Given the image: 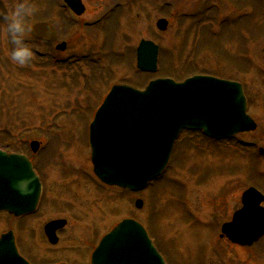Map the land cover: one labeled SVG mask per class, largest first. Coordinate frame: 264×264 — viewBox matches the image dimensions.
Instances as JSON below:
<instances>
[{"label": "rangeland", "instance_id": "rangeland-1", "mask_svg": "<svg viewBox=\"0 0 264 264\" xmlns=\"http://www.w3.org/2000/svg\"><path fill=\"white\" fill-rule=\"evenodd\" d=\"M88 1L83 18L67 24L55 0H0V144L19 148L24 138L38 137L34 162L52 194L25 224L31 237L25 247L38 263L71 258L86 264L92 238L98 242L127 217L150 230L169 264H264V235L250 248L220 238L244 190L253 185L264 192V0H125L107 22V1ZM162 18L169 21L166 32L156 26ZM13 19L24 29L19 45L8 31ZM41 20L58 27L69 46L65 53L32 38L31 27ZM105 33L111 62L100 60ZM143 39L162 50L156 73L136 67L134 50ZM18 48L31 54L25 63L12 59ZM195 74L242 83L258 130L221 142L182 133L163 177L139 193L95 182L88 123L107 81L144 88L157 77L179 82ZM137 199L144 201L140 210ZM62 217L68 221L62 243L50 249L38 231ZM9 226L1 214L0 235Z\"/></svg>", "mask_w": 264, "mask_h": 264}, {"label": "water", "instance_id": "water-1", "mask_svg": "<svg viewBox=\"0 0 264 264\" xmlns=\"http://www.w3.org/2000/svg\"><path fill=\"white\" fill-rule=\"evenodd\" d=\"M78 13L79 0H66ZM158 27L166 31L168 22ZM37 38L55 40L48 23L32 28ZM159 47L142 41L138 67L156 72ZM203 130L209 137L227 139L239 132L254 131L255 122L247 115V101L240 83L196 76L184 83L172 80L151 82L143 92L115 86L96 113L90 127L92 163L105 184L138 191L146 188L166 168L180 132ZM37 151L39 144L33 142ZM41 186L26 157L0 151V212L21 216L33 212ZM264 195L249 188L242 196L243 207L222 227L223 235L235 244L252 246L264 235ZM143 207V201L136 203ZM64 225L52 222L46 232ZM54 242V241H53ZM0 264H28L19 257L10 233L0 239ZM92 264H166L137 221L126 219L100 242Z\"/></svg>", "mask_w": 264, "mask_h": 264}, {"label": "flooded vegetation", "instance_id": "flooded-vegetation-1", "mask_svg": "<svg viewBox=\"0 0 264 264\" xmlns=\"http://www.w3.org/2000/svg\"><path fill=\"white\" fill-rule=\"evenodd\" d=\"M57 2V7L59 8L60 10V15L62 16V20L69 24L70 22H75L77 20H79L80 18H83V16L87 13L88 11V7H89V1L88 0H80L82 5L84 6L85 8V11L83 12V14L81 15H77L75 14L68 6L67 4L65 3V0H55ZM107 3H105V7H109L108 10L110 9V11H106V22L109 20L108 18H111V16L113 14H116L118 12L119 9H121V7L123 6V3L125 0H106ZM131 0H129L130 2ZM127 3V2H126ZM167 6H173V4H166ZM105 22V23H106ZM104 23V24H105ZM56 29H57V34H58V42L57 43H61V42H66L63 38H62V34L60 33L58 27L56 26ZM106 34V33H105ZM109 40L110 38H108L107 34L106 36L103 35V42H102V45L103 46H100V50L103 51V56L100 58V60H103L104 59V56H107L106 58H110V53L108 54L107 52V47L109 45ZM46 43V42H45ZM67 43V42H66ZM68 43L65 47V50L62 51L61 53H65L66 50L68 49ZM135 51V50H134ZM99 56V55H97ZM82 60V59H81ZM94 62H97L99 63V60L97 59H92ZM59 61V60H58ZM68 62V61H67ZM110 62H111V58H110ZM116 62V61H114ZM96 65V64H95ZM96 68V67H95ZM98 69V68H97ZM96 70H93V72H96ZM96 74V73H94ZM109 79V77H108ZM107 79V80H108ZM113 80L109 79L107 81V83L105 84L106 88H105V92L108 91V88H110L113 84H128V83H113L112 82ZM113 83V84H112ZM87 84L86 87H88V83L86 81L85 85ZM112 84V85H111ZM111 85V86H110ZM132 85V84H131ZM110 86V87H109ZM138 88V86H135ZM88 89H85L84 92H87ZM103 93V92H102ZM100 98H101V94H100V97L98 98V100H96L93 104H97L95 107H97L99 105V103L101 104V101H100ZM93 107V108H95ZM40 151V150H39ZM12 152H15V153H19V152H16V151H12ZM39 153V152H38ZM37 153V154H38ZM29 156V158L32 160L33 162V165H34V169L35 171L37 172L40 180H41V183H42V196H41V200H40V204H39V207L37 209L36 212L32 213V214H27V215H24V216H15L14 214L10 215L9 216V219H10V226H9V229L8 231L12 232V234L14 235V239H15V243H16V246L18 248V251H19V254L21 256H23L25 259H27L31 264H62V263H65V264H78L77 261L75 260L74 263H72L71 261V258L70 260H65V258L63 259H58V260H55V261H44V262H40L38 263L36 261V256H33L31 255L32 254V251L30 250L29 246H26L25 247V244L26 243H29V240L31 239L30 235L29 237L26 235V227H25V224L27 223V221H29V219L32 218V216H36L37 215H40V211H41V208L44 204V201L49 193V196L50 195V189H47V186H46V182H45V175L42 173V169L40 168L41 166L37 165L34 161H35V158L37 156V154H34L33 155H30L28 152L25 153ZM41 159H39L38 162H40ZM87 177L89 178V180L92 179L91 175L90 174H87ZM64 191H66V186L63 188ZM56 196H58V194L56 193ZM83 204V203H82ZM73 205H68L67 207V210L66 212L68 213V211L70 210L69 207H71V209L74 208V206L72 207ZM70 214V213H68ZM62 219H65L64 217H62ZM55 220H60V218H57ZM55 220H51V221H48V222H45L40 230L38 231V241L40 243H44L46 246H48L50 249H55L57 248L61 243H62V239H63V233L65 232L67 226H68V221H67V224L64 228H61L59 229L57 232H56V236H57V239H58V242L57 244H52L51 241L49 240L47 234H46V231H45V228L47 226V224L49 222H52V221H55ZM24 232V234H23ZM40 232V233H39ZM95 239L92 238V242L88 244L87 246V249L89 250L88 252V255H87V260H86V264H89L90 262V255H91V252L94 250L95 248ZM36 246H38V244L36 243L35 244ZM79 259V258H77ZM80 259H82L80 257Z\"/></svg>", "mask_w": 264, "mask_h": 264}, {"label": "clouds", "instance_id": "clouds-1", "mask_svg": "<svg viewBox=\"0 0 264 264\" xmlns=\"http://www.w3.org/2000/svg\"><path fill=\"white\" fill-rule=\"evenodd\" d=\"M22 9L18 10L16 16H21ZM8 31L11 33V36L15 43L18 45L21 44V38L23 34V26L18 19H13L8 25ZM30 53L26 49H19L13 53L12 59L19 63H25L30 59Z\"/></svg>", "mask_w": 264, "mask_h": 264}, {"label": "trees", "instance_id": "trees-1", "mask_svg": "<svg viewBox=\"0 0 264 264\" xmlns=\"http://www.w3.org/2000/svg\"><path fill=\"white\" fill-rule=\"evenodd\" d=\"M32 138H34V137H28V139H25V138H24L23 142H25V141H27V140H30V139H32ZM23 142L21 143V146H20L19 148H23L24 146H26V143L23 144ZM9 145H10V144H9ZM15 147H18V146H15ZM15 147H12V148H15Z\"/></svg>", "mask_w": 264, "mask_h": 264}]
</instances>
